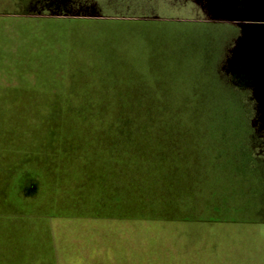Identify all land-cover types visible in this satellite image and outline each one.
Segmentation results:
<instances>
[{"label": "rangeland", "instance_id": "374dc122", "mask_svg": "<svg viewBox=\"0 0 264 264\" xmlns=\"http://www.w3.org/2000/svg\"><path fill=\"white\" fill-rule=\"evenodd\" d=\"M230 4L0 0V264H264V13Z\"/></svg>", "mask_w": 264, "mask_h": 264}, {"label": "trees", "instance_id": "16d2710c", "mask_svg": "<svg viewBox=\"0 0 264 264\" xmlns=\"http://www.w3.org/2000/svg\"><path fill=\"white\" fill-rule=\"evenodd\" d=\"M142 93H146V92H142ZM142 100H146V99L138 97L136 95H133V97H132V95H127V96L125 95V99L123 98L122 109H124L126 112L127 111H137ZM156 100L157 101H164V100L158 99V98H156ZM0 116H1V118H3V116H5V115H0ZM28 120H29V117H28ZM6 121H7V119H6ZM152 121L153 120H151V119H144V120H142V122H145V123L142 125V122H141V124H139L138 123L139 121H137V119H131V118L130 119H124L123 127L124 128H134V127H137L140 125L141 126H162V127H164L165 124H167V126L171 127L167 122H165L162 119L158 120V123H156V122L153 123ZM10 125H11L10 122H8V121L2 122L0 119V137H2L4 135V132L7 133V131L11 129ZM19 133L21 135V132H19Z\"/></svg>", "mask_w": 264, "mask_h": 264}, {"label": "flooded vegetation", "instance_id": "af4514ba", "mask_svg": "<svg viewBox=\"0 0 264 264\" xmlns=\"http://www.w3.org/2000/svg\"><path fill=\"white\" fill-rule=\"evenodd\" d=\"M191 1L196 2V0H191ZM249 1H250V3L252 5L255 4V10H256V12H262V13H264V0H255V1L254 0H231V3L232 4H230V5L233 6V7L237 6V8L240 7L241 10L244 11V8H245L246 5H248V2ZM234 2L235 3L236 2H239V3L238 4L237 3L235 4ZM196 4H198V6H200V8L203 7V5H201L200 3H196ZM215 6H217V5L215 4ZM35 189H36V184H34V182H32L31 185L29 187H27V189H26L25 192H26V194H33V192H34Z\"/></svg>", "mask_w": 264, "mask_h": 264}]
</instances>
